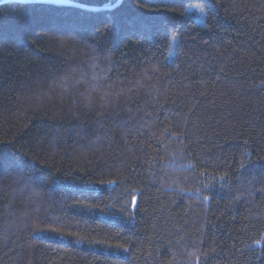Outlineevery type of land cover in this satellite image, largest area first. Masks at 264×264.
<instances>
[{
	"label": "trees",
	"instance_id": "trees-1",
	"mask_svg": "<svg viewBox=\"0 0 264 264\" xmlns=\"http://www.w3.org/2000/svg\"><path fill=\"white\" fill-rule=\"evenodd\" d=\"M67 1L0 0V152L34 162L0 264H264V0Z\"/></svg>",
	"mask_w": 264,
	"mask_h": 264
},
{
	"label": "rangeland",
	"instance_id": "rangeland-1",
	"mask_svg": "<svg viewBox=\"0 0 264 264\" xmlns=\"http://www.w3.org/2000/svg\"><path fill=\"white\" fill-rule=\"evenodd\" d=\"M191 6L188 7L187 13L191 14L192 16H194V18L198 22H203L204 21V12H200V13L195 12L191 8ZM170 56H172V53L170 54ZM36 233L38 235H41V236H44V237L56 238L58 240L74 243L76 245L77 244L78 245H85L89 249L102 251V252H106V253L123 254V253L126 252L123 248H121V247H119L117 245H109V244L101 243V242H97V241L96 242L95 241H89V240H85V239H82V238H79V237H76V236H73V235H65V234H61V233H55V232L44 231V230L36 231Z\"/></svg>",
	"mask_w": 264,
	"mask_h": 264
},
{
	"label": "snow or ice",
	"instance_id": "snow-or-ice-1",
	"mask_svg": "<svg viewBox=\"0 0 264 264\" xmlns=\"http://www.w3.org/2000/svg\"><path fill=\"white\" fill-rule=\"evenodd\" d=\"M191 8L195 12H198V13L205 11V8L202 6L192 5ZM5 167L14 168L17 170L18 174H24L26 171H28L34 167V162L30 159L6 160L3 153L0 152V170H4ZM100 183H114V181H106V182L100 181ZM135 206H136L135 201H133L132 207L134 208ZM112 207H115V205H112ZM120 211L125 212V211H127V209L121 207ZM53 231H56V230L53 229ZM262 240H264V237H262ZM254 243L260 244L261 240H256V241H254ZM124 250L127 251L126 248H124Z\"/></svg>",
	"mask_w": 264,
	"mask_h": 264
},
{
	"label": "water",
	"instance_id": "water-1",
	"mask_svg": "<svg viewBox=\"0 0 264 264\" xmlns=\"http://www.w3.org/2000/svg\"><path fill=\"white\" fill-rule=\"evenodd\" d=\"M41 2H47V3H53V2H65V3H68V4H71V5H75V3H72L70 1H67V0H39Z\"/></svg>",
	"mask_w": 264,
	"mask_h": 264
}]
</instances>
